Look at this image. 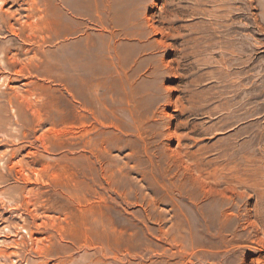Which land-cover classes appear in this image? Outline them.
I'll use <instances>...</instances> for the list:
<instances>
[{
  "label": "rangeland",
  "instance_id": "obj_1",
  "mask_svg": "<svg viewBox=\"0 0 264 264\" xmlns=\"http://www.w3.org/2000/svg\"><path fill=\"white\" fill-rule=\"evenodd\" d=\"M0 264H264V0H0Z\"/></svg>",
  "mask_w": 264,
  "mask_h": 264
}]
</instances>
